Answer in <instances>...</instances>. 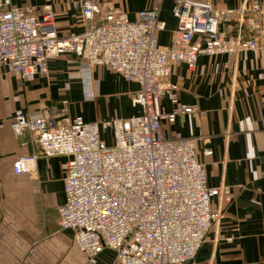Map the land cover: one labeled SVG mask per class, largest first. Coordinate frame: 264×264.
Returning a JSON list of instances; mask_svg holds the SVG:
<instances>
[{
  "label": "built area",
  "instance_id": "2783aa9c",
  "mask_svg": "<svg viewBox=\"0 0 264 264\" xmlns=\"http://www.w3.org/2000/svg\"><path fill=\"white\" fill-rule=\"evenodd\" d=\"M161 2L130 18L112 0H81L88 27L61 36L50 10L38 16L0 0V68L24 79L46 74L49 60L70 54L138 86L132 101L142 112L130 118L85 122L70 117L63 101L10 121L12 133L28 132L41 156L68 158L57 224L72 233L87 264H96L105 250L115 253L114 264H192L209 229L220 223L222 207L211 212L212 198L231 200L227 188L207 186L196 139L166 137L163 122L198 113L178 102L167 79L174 64L193 70L200 56H264V0H242L230 32L220 26L234 12L213 8L211 0H172L177 26L169 47L157 39L165 28L158 18ZM166 94L174 110L156 111ZM108 130L109 143L101 138ZM36 158L17 159L14 174L35 175Z\"/></svg>",
  "mask_w": 264,
  "mask_h": 264
},
{
  "label": "crops",
  "instance_id": "0c3cea01",
  "mask_svg": "<svg viewBox=\"0 0 264 264\" xmlns=\"http://www.w3.org/2000/svg\"><path fill=\"white\" fill-rule=\"evenodd\" d=\"M211 2L217 10L234 12L220 26L230 32L242 0ZM112 3L130 18L156 6V0ZM10 5L38 16L50 10L61 36L79 34L89 25L81 16V0H10ZM172 7V0H162L158 7V18L165 23L157 33L163 47L171 45L177 26ZM167 82L176 86L178 102L195 106L198 113L178 115L173 124L163 122L166 137L180 133L196 139V159L204 166L207 186L227 188L231 196L225 204L221 197L212 198L211 212L222 207L220 223L209 229L192 264H264L263 54L200 56L193 70L174 64ZM137 89L121 75L70 54L49 60L44 75L20 79L9 68H0V264H87L72 233L60 232L57 224L68 158L41 156L28 132L12 133L13 116L66 101L68 115L85 122L126 119L142 112L132 101ZM174 108L169 94L155 105L164 113ZM107 133L101 138L109 143ZM206 149L212 154L205 156ZM33 154L35 175L14 174L13 163ZM58 232L63 244L51 239ZM114 263L113 251L97 256L96 264Z\"/></svg>",
  "mask_w": 264,
  "mask_h": 264
},
{
  "label": "rangeland",
  "instance_id": "374dc122",
  "mask_svg": "<svg viewBox=\"0 0 264 264\" xmlns=\"http://www.w3.org/2000/svg\"><path fill=\"white\" fill-rule=\"evenodd\" d=\"M107 132H109V130H108V131H102V132H101L102 136H103V137H106V136H104V135H108ZM60 232L65 233V231L63 232V231H61V230H60ZM66 232H67V231H66ZM58 234H59V232H58L56 235H55V233H54L53 236H51V239L54 240L57 244H58V243H62L61 240H60V239H61V236L58 235ZM60 234H61V233H60ZM62 244H63V243H62Z\"/></svg>",
  "mask_w": 264,
  "mask_h": 264
}]
</instances>
